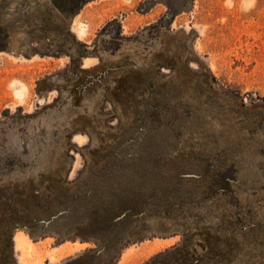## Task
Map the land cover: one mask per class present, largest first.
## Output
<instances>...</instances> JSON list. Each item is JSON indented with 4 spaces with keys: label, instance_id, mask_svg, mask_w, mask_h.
I'll use <instances>...</instances> for the list:
<instances>
[{
    "label": "rangeland",
    "instance_id": "rangeland-1",
    "mask_svg": "<svg viewBox=\"0 0 264 264\" xmlns=\"http://www.w3.org/2000/svg\"><path fill=\"white\" fill-rule=\"evenodd\" d=\"M82 238L264 264V0H0V264Z\"/></svg>",
    "mask_w": 264,
    "mask_h": 264
},
{
    "label": "trees",
    "instance_id": "trees-1",
    "mask_svg": "<svg viewBox=\"0 0 264 264\" xmlns=\"http://www.w3.org/2000/svg\"><path fill=\"white\" fill-rule=\"evenodd\" d=\"M112 237H113V239H112ZM112 237H107V238H110L112 241L115 240V245H119V246H122V245L128 243L129 241H131L133 239V238H129L128 237L129 239H126V240L122 241V239L120 240V238H123V237H120V238H114L115 236H112ZM82 239H83V241H86V242L94 241L95 247H89V248H86L83 251H81L80 255H77V257L75 258L76 261H73L74 264H81V262L85 263L87 261V256L89 255L88 252L94 251V248L99 249V246H102V245H103V248L106 247L103 240H99V239L94 240V239H91V238H82ZM137 239H140V238L138 237ZM117 240H120L119 243L116 242ZM110 247H113V245L111 243L107 244V248L106 249H108ZM120 251L118 252V254H117V256L115 258H113L112 260L108 261L107 263L102 262V264H114L117 261L119 255L121 253ZM72 260H74V259H72Z\"/></svg>",
    "mask_w": 264,
    "mask_h": 264
},
{
    "label": "bare ground",
    "instance_id": "bare-ground-1",
    "mask_svg": "<svg viewBox=\"0 0 264 264\" xmlns=\"http://www.w3.org/2000/svg\"><path fill=\"white\" fill-rule=\"evenodd\" d=\"M15 94H16L18 97H21V96H22V92H21L20 90H16V91H15ZM79 247H81L79 244L74 243V244H72V245L69 247L68 251H72V250L78 249ZM51 257H52L53 260L55 259L53 256H51Z\"/></svg>",
    "mask_w": 264,
    "mask_h": 264
},
{
    "label": "crops",
    "instance_id": "crops-1",
    "mask_svg": "<svg viewBox=\"0 0 264 264\" xmlns=\"http://www.w3.org/2000/svg\"><path fill=\"white\" fill-rule=\"evenodd\" d=\"M63 245H64V244H62V245H61L59 248H57L56 250L60 249ZM56 250H55V251H56Z\"/></svg>",
    "mask_w": 264,
    "mask_h": 264
}]
</instances>
